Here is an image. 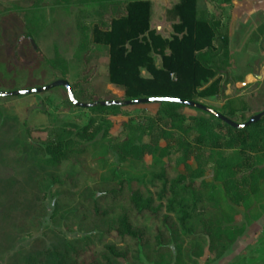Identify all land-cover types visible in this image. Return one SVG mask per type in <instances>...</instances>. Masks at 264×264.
Returning a JSON list of instances; mask_svg holds the SVG:
<instances>
[{"label": "trees", "instance_id": "1", "mask_svg": "<svg viewBox=\"0 0 264 264\" xmlns=\"http://www.w3.org/2000/svg\"><path fill=\"white\" fill-rule=\"evenodd\" d=\"M231 4L179 0L171 11L178 19L174 35L164 38L152 29L150 0H64L60 8L80 10L81 54L77 78L70 83L76 98L84 103L176 98L232 119L239 110L231 107L227 87L243 78L231 72L226 13ZM40 25L34 21L22 37L36 39ZM56 60L64 61L60 55ZM109 85L122 96H111ZM208 99L223 105L213 107ZM157 106L154 113L140 108L137 114L135 106L84 109L94 114L86 125L65 126L45 142L41 151L51 168L84 165L99 144L107 155L92 163L104 162L100 196L77 211L91 233L61 239L36 259L44 264H193L192 256L203 254L201 242L206 240L216 260L244 233L231 225L232 208L223 199L248 207L261 192L264 118L238 130L200 110L189 115L181 105ZM120 116L128 120L115 135ZM146 159V172L138 174L136 165ZM243 263L254 259L244 256L238 264ZM258 264H264V256Z\"/></svg>", "mask_w": 264, "mask_h": 264}, {"label": "rangeland", "instance_id": "2", "mask_svg": "<svg viewBox=\"0 0 264 264\" xmlns=\"http://www.w3.org/2000/svg\"><path fill=\"white\" fill-rule=\"evenodd\" d=\"M166 1H156L158 17ZM62 4L64 0H0V93L44 88L62 79V73L67 74L66 80L70 83L76 80L79 66L75 62L81 54L77 32L80 10L76 7L65 10L60 8ZM36 20L41 23L33 40L37 50L30 40L22 37ZM57 55L64 61L56 60ZM106 71L100 69L102 74ZM108 90L111 96L123 94L110 85ZM229 90L232 96L237 95L233 87ZM249 93L241 96L240 101L231 102V107L239 110L230 116L232 120L242 123L264 111V85ZM8 102L24 104L14 103L7 110L0 109V118L6 117V123L0 121V264H38L40 261L44 264L42 259H36L38 255L52 251L61 239H77L91 233L92 226L81 224L82 215L77 211L82 205L87 207L86 200L92 202L100 196L104 162L92 163L107 153L99 144L84 165L65 163L59 169L47 167L41 150L53 132L71 124L83 127L94 114L73 107L62 87L44 94L11 97ZM209 103L216 108L221 106L214 101ZM140 108L153 113L158 110L155 104L140 105L133 107L135 114ZM184 112L197 114L189 108ZM116 120L114 134L118 135L120 124L128 117L120 116ZM148 164L149 159L137 164V173L146 172ZM206 177L213 178L211 173ZM225 199L223 205L232 208L231 225L245 231L216 260L210 257L206 240L201 242L203 254L192 256L193 264H238L244 256L258 264L264 256V184L248 207L233 205Z\"/></svg>", "mask_w": 264, "mask_h": 264}, {"label": "crops", "instance_id": "3", "mask_svg": "<svg viewBox=\"0 0 264 264\" xmlns=\"http://www.w3.org/2000/svg\"><path fill=\"white\" fill-rule=\"evenodd\" d=\"M150 1L153 13L152 29L164 38H171L174 35L173 25L178 22L171 11L179 0H167L160 17L157 15L159 11L156 5L157 0ZM207 7L212 9L211 5ZM226 13L229 19L231 72L243 78L240 83L228 85L226 95L228 100L237 102L244 94H250L253 88L264 85V0H232V4L226 7ZM232 87L237 92L236 96L229 94V89ZM8 100L10 98L0 97V109L7 110L14 103L24 104L8 102ZM208 101H214V99H208ZM0 121L3 124L6 123V117H1ZM1 133L4 134L3 130Z\"/></svg>", "mask_w": 264, "mask_h": 264}, {"label": "water", "instance_id": "4", "mask_svg": "<svg viewBox=\"0 0 264 264\" xmlns=\"http://www.w3.org/2000/svg\"><path fill=\"white\" fill-rule=\"evenodd\" d=\"M30 42L33 45L34 49L37 50L38 48L35 42L33 41V39H31ZM57 87L64 88L67 91L68 98L70 102L72 103V105L80 109H92L98 106L104 107V108H110V107H115V106L122 107V106H140V105H153V104L157 105V104H162V103H172V104L184 106L192 110H200L202 112L210 114L214 116L215 118H217L218 120L222 121L223 123L229 125L230 127L234 129H238V130L246 129L251 125L257 124L264 118V111H262L256 115H253L247 122L239 123V122H236L220 114L216 110L208 106H205L202 103L181 100V99H176V98H150V99H140V100H131V101H101L97 103H84V102L79 101L76 98L70 82L67 80H63V79L56 80L52 84L44 88L28 90V91H14V92L0 93V97L1 98H11V97L44 94Z\"/></svg>", "mask_w": 264, "mask_h": 264}, {"label": "flooded vegetation", "instance_id": "5", "mask_svg": "<svg viewBox=\"0 0 264 264\" xmlns=\"http://www.w3.org/2000/svg\"><path fill=\"white\" fill-rule=\"evenodd\" d=\"M23 38H24V40H28V41L31 40V38H26V37H23ZM22 39H20V40H22Z\"/></svg>", "mask_w": 264, "mask_h": 264}]
</instances>
